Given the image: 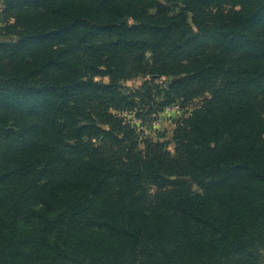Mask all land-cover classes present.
Wrapping results in <instances>:
<instances>
[{
	"label": "trees",
	"instance_id": "trees-1",
	"mask_svg": "<svg viewBox=\"0 0 264 264\" xmlns=\"http://www.w3.org/2000/svg\"><path fill=\"white\" fill-rule=\"evenodd\" d=\"M3 1L0 264H257L264 0ZM196 100L174 155L120 116Z\"/></svg>",
	"mask_w": 264,
	"mask_h": 264
},
{
	"label": "rangeland",
	"instance_id": "rangeland-1",
	"mask_svg": "<svg viewBox=\"0 0 264 264\" xmlns=\"http://www.w3.org/2000/svg\"><path fill=\"white\" fill-rule=\"evenodd\" d=\"M169 8L170 14H174L179 11V8ZM8 15L9 14L6 11L4 1L0 0V31L2 28H4V25L7 22H13V19H11ZM149 15L152 17L159 15L158 10L156 8L149 10ZM187 20L190 24H192L190 13H187ZM129 23H132V20H129ZM17 40L18 38L14 35L0 37V43H12L16 42ZM151 58L150 52H147L145 56L146 61L151 62ZM95 79L105 83L110 82V78L108 76H97ZM171 79L172 77L170 76H161L154 78L153 81L156 84L165 86L168 82H170ZM146 80H152V77L138 76L129 80H120L119 84L124 92L130 93L133 89L141 88L142 84ZM208 97L210 98V96ZM202 103L203 102L200 100L186 104L182 101H176L174 104H171L167 107L161 109L159 107L156 108L158 111L152 109V113H149V115L146 114L143 120L138 119L136 116L141 112V110L143 113H145L148 109H141L139 106L133 110L123 111L120 113V116H122L126 122H129L135 128L140 148H143V142L145 140L161 141L166 143V149L172 155H174L176 146L173 141V132L175 130L176 121L184 116L189 115L191 110L194 109V105H201ZM169 188L172 187L170 186ZM193 188L197 189V186H194ZM255 260L257 261V264H264V251H260Z\"/></svg>",
	"mask_w": 264,
	"mask_h": 264
}]
</instances>
